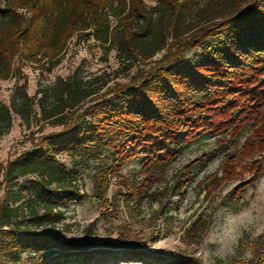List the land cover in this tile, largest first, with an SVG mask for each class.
Returning <instances> with one entry per match:
<instances>
[{"label": "trees", "instance_id": "16d2710c", "mask_svg": "<svg viewBox=\"0 0 264 264\" xmlns=\"http://www.w3.org/2000/svg\"><path fill=\"white\" fill-rule=\"evenodd\" d=\"M70 43L99 51L101 61L114 51V73L125 79L114 80L105 70L85 74L77 65L38 82L29 94L22 66L49 73ZM11 77L16 81L8 101H0V137L17 115L28 129L29 145L0 160V264L117 258L202 264L190 249L148 251L136 239L96 244L60 237L63 208L88 193L78 171L59 155L80 169H94L90 196L109 208L118 195L125 202L158 199L149 191L156 166L203 133L214 142L234 143L248 126L237 157L263 151L264 0H0V80ZM140 154L144 176L128 179L122 164ZM207 157L189 160L184 165L189 174L182 176H193L192 168ZM242 167L227 163L213 179L219 184L241 177ZM254 172L245 186L259 173ZM185 180L176 179L169 191L180 193ZM199 217L184 234L187 247L199 244L208 227ZM217 264H264V231L248 256Z\"/></svg>", "mask_w": 264, "mask_h": 264}, {"label": "rangeland", "instance_id": "374dc122", "mask_svg": "<svg viewBox=\"0 0 264 264\" xmlns=\"http://www.w3.org/2000/svg\"><path fill=\"white\" fill-rule=\"evenodd\" d=\"M149 1V0H147ZM192 52H188L189 56ZM99 51L92 54L82 43H70L61 61L51 72H41L35 65L26 64L21 70L26 76L27 90L33 93L38 82H48L56 75L64 76L71 72L75 66L81 65L83 72L89 74L92 71H107L115 80H124L125 76L114 73L118 68V60L111 51L107 61H101ZM16 81V77L0 80V101H8L11 89ZM21 81V79H20ZM249 127L245 126L231 143L229 138L226 141L214 142L213 137L208 133L194 141H189L181 146L177 156L167 164L156 166V177L149 191H156L158 199L154 200L148 196L141 202H125L118 195L116 202L107 208L90 196L92 189L91 177L93 168L80 169L74 166L66 155H59V159L68 168L78 171V175L83 181V189L88 193V197L79 202L69 203L64 207V218L57 225L60 237L82 241L84 239L98 243L111 241L119 244L126 239H136L144 242V249L148 251L162 250L171 253H180L187 249L197 257L202 264H217L221 258L215 250L205 251V236L209 229L219 225L224 215L229 213L239 214L238 219L247 217L249 213H255L257 222L243 233L232 256L245 257L250 253V247L256 240L257 235L264 231V150L254 151L252 156L239 159L238 151ZM28 129L21 123L17 115L13 116L11 129L0 137V160L5 161L29 145L26 140ZM201 154L208 157L201 165L194 166L193 176H182L185 171L184 165L191 159ZM142 155L131 156L121 167L122 175L128 179L138 181L144 174L141 165ZM235 164L237 169L242 167L243 174L237 178H227L219 184L213 179L212 173H222L226 164ZM253 165V166H252ZM253 167V168H252ZM259 171L245 186V181L249 179L254 171ZM253 171V172H251ZM189 174V172H186ZM187 177L185 185L180 193L172 194L169 189L176 179ZM112 181L114 178H111ZM166 187V193L160 194L158 191ZM242 187H244L242 189ZM115 186L112 185L107 196L112 193ZM208 222V227L199 244L187 247L184 243L186 239L187 227L192 225L198 217ZM113 251L120 252L121 248L114 247ZM224 257L223 259H226ZM91 264H168L153 263L140 258H117L107 262ZM176 264V263H169Z\"/></svg>", "mask_w": 264, "mask_h": 264}, {"label": "clouds", "instance_id": "9594fccd", "mask_svg": "<svg viewBox=\"0 0 264 264\" xmlns=\"http://www.w3.org/2000/svg\"><path fill=\"white\" fill-rule=\"evenodd\" d=\"M239 216V214L235 213L226 214L219 225L209 229L205 236L206 252L214 249L222 259L228 255L235 254V248L243 233L250 230L258 219L255 213H249L243 219H238Z\"/></svg>", "mask_w": 264, "mask_h": 264}]
</instances>
